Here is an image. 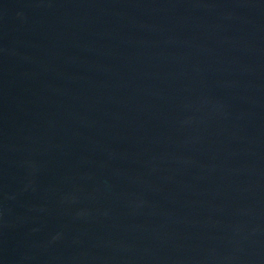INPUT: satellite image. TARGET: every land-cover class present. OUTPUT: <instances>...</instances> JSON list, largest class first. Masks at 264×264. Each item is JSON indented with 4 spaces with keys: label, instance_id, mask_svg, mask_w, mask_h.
<instances>
[{
    "label": "water",
    "instance_id": "95a60500",
    "mask_svg": "<svg viewBox=\"0 0 264 264\" xmlns=\"http://www.w3.org/2000/svg\"><path fill=\"white\" fill-rule=\"evenodd\" d=\"M0 264H264V0H0Z\"/></svg>",
    "mask_w": 264,
    "mask_h": 264
}]
</instances>
